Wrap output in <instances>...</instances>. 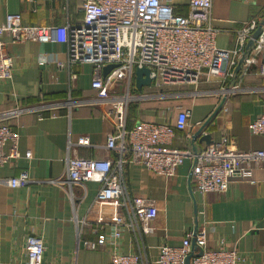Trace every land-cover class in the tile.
I'll list each match as a JSON object with an SVG mask.
<instances>
[{"label": "crops", "instance_id": "obj_1", "mask_svg": "<svg viewBox=\"0 0 264 264\" xmlns=\"http://www.w3.org/2000/svg\"><path fill=\"white\" fill-rule=\"evenodd\" d=\"M173 3L179 13H187L188 0ZM80 7L81 0H0V25L8 14H20L27 26L76 25L82 20ZM212 17L218 30L217 47L232 50L236 46L234 30L252 18H264V0H212ZM3 41L12 60V78L0 80V116L2 123L18 132L21 158L0 170V264L24 262L29 235L42 238L44 263L110 264L108 249L90 251L80 245L77 221L86 220L95 227V222L111 221L116 210L95 203L97 184H69L65 159L67 140L80 136L88 137L91 146L76 148L78 157H115L105 149L113 126L104 115L112 108V101L104 105L97 101L91 89L92 66H70L65 45L17 44L6 35ZM40 56L47 63L40 65ZM261 66L264 51L257 66L247 74L240 72L235 80L221 83L202 78L196 83L151 85L141 92L135 88L133 73L128 89L127 82L115 84L112 96L128 92L131 98L125 110L127 130L139 121L170 123L179 111H189L188 127L175 133L173 147L196 152L207 147L200 136L192 138L219 108L203 134H210L213 143L227 136L238 150H264V135L254 136L248 130V125L264 113ZM73 74L75 79H71ZM232 85H238L240 91L222 98L220 88ZM26 152L31 153L29 160L24 158ZM21 171L29 173V184L12 189L3 183ZM124 174L132 194L153 202L157 209L152 232L144 238L150 264H154L161 245L179 246L186 232L200 229L206 233L207 249H216L222 240L236 251L238 264H264V167L255 171V185L233 178L225 193L196 192L189 160L171 177L137 164L124 165ZM95 236L86 226L80 238L95 240ZM124 247L135 251L129 235L124 236Z\"/></svg>", "mask_w": 264, "mask_h": 264}, {"label": "built area", "instance_id": "obj_2", "mask_svg": "<svg viewBox=\"0 0 264 264\" xmlns=\"http://www.w3.org/2000/svg\"><path fill=\"white\" fill-rule=\"evenodd\" d=\"M175 10L173 0H81L82 20L76 25L27 26L22 24L20 14H8L0 25V80L12 78V60L4 35L17 44L58 43L65 45L70 66H92L91 89L97 101L103 105L112 101V108L104 115L113 126L107 134L105 149L115 157L103 160L78 157L74 153L76 148L91 146L88 137L80 136L75 141L67 140L65 159L67 182L80 187L85 183L97 184L95 203L116 210L111 221L95 222V227L86 220L77 221L80 245L90 251L108 249L110 264H150L144 238L151 234L157 217L153 202L132 194L125 180L124 165H141L152 173L171 177L189 160L194 189L202 194L225 193L233 178L255 185L254 173L264 167V150H238L227 136L198 152L173 147L175 133L188 127L189 111H179L170 123L139 121L126 129L125 110L131 98L128 92L121 97L112 96L113 87L127 82L128 89L136 68L148 69L152 86L156 87L196 83L202 78L225 83L257 66L264 51L262 31L235 74L246 43L264 18H252L234 30L236 46L226 50L216 45L218 30L213 27L212 0H188L185 16L177 15ZM37 61L40 65L47 63L44 56ZM110 65L115 68L102 77L103 68ZM259 74L264 75L263 66L259 67ZM75 78L73 74L71 79ZM238 91V85L222 86L220 95L225 98ZM248 130L254 136L264 135V113L248 125ZM18 143V132L2 123L0 116V170L21 158ZM31 157L30 152L24 154L27 160ZM3 183L12 189L24 187L30 183V176L21 171ZM86 226L93 229L95 240L80 238ZM125 235L131 237L134 252L125 250ZM44 250L42 238L29 235L24 244L26 260L16 264H49L43 262ZM188 257L189 264L239 263L236 251L227 248L222 240L216 249H207L203 229L186 232L179 246L161 245L153 263L185 264Z\"/></svg>", "mask_w": 264, "mask_h": 264}, {"label": "water", "instance_id": "obj_3", "mask_svg": "<svg viewBox=\"0 0 264 264\" xmlns=\"http://www.w3.org/2000/svg\"><path fill=\"white\" fill-rule=\"evenodd\" d=\"M263 30H264V19L260 23L257 30L252 34V37H251L252 39L246 43L244 54H243L242 58L239 60L238 65L235 68V74H237L239 72L244 59H246L248 57L249 52L252 50V48L254 46V40H256L259 37V35L262 33ZM114 68H115V66H113V65L104 67L103 68V77H105ZM134 85H135V88L138 92H141L143 88L150 87L152 85V81L149 78V70L148 69H146V68H140V69L136 68L135 69V71H134ZM218 109L214 112L213 116L217 113ZM211 118L208 121H206L201 126V128H199L195 132L192 140H195L197 137L200 136V141L205 143L206 146L213 143L210 134H203V131L206 128V126L209 125ZM193 151H195V150H193ZM189 260H190V257H188L186 259L185 264H189Z\"/></svg>", "mask_w": 264, "mask_h": 264}, {"label": "trees", "instance_id": "obj_4", "mask_svg": "<svg viewBox=\"0 0 264 264\" xmlns=\"http://www.w3.org/2000/svg\"><path fill=\"white\" fill-rule=\"evenodd\" d=\"M187 11H188V6H187ZM175 13L177 14V15H180V16H185L186 14H181V13H179V11H178V9H177V7H176V10H175ZM131 110V109H130ZM129 114H130V111H129ZM180 132V131H179Z\"/></svg>", "mask_w": 264, "mask_h": 264}]
</instances>
